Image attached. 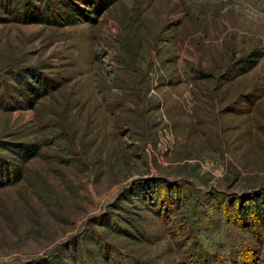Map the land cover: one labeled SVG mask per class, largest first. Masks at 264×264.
Listing matches in <instances>:
<instances>
[{"label":"rangeland","instance_id":"obj_1","mask_svg":"<svg viewBox=\"0 0 264 264\" xmlns=\"http://www.w3.org/2000/svg\"><path fill=\"white\" fill-rule=\"evenodd\" d=\"M73 1L0 0V264H264V0Z\"/></svg>","mask_w":264,"mask_h":264},{"label":"trees","instance_id":"obj_2","mask_svg":"<svg viewBox=\"0 0 264 264\" xmlns=\"http://www.w3.org/2000/svg\"><path fill=\"white\" fill-rule=\"evenodd\" d=\"M86 3L87 4L85 5L91 8V12L97 14L100 12V10L103 9L104 6L108 5V0L105 1L87 0ZM55 6L58 11L56 10L51 11L52 13L49 14L50 19L46 17V19L42 21H46L54 25L69 26V25H74L79 18L85 21H90L91 19H93L89 16L90 15L89 10L86 11L85 9L84 11L83 10L84 7L82 8L80 5H78V3H75L73 0H58V2L55 3ZM252 56L253 58H251V60H247V59L240 60L239 62L241 64L239 70L240 74H243L249 71L250 69H252L257 64V61L261 55L257 52H254ZM43 87L44 85L42 84V88ZM34 90L36 92L38 91V89H34ZM41 96L39 95L37 96V98H40ZM1 147L5 151H10L15 153V156L19 159L21 164H25L27 161H29L31 158H33L36 155L35 147L33 145H28L25 143L17 144L13 142H6V143H2ZM19 168L21 167L9 165L8 162L5 163V160H2V158H0V187H4L18 182L21 179V171ZM101 248L103 250L105 257V255H107L106 245L102 244ZM72 249L74 252L75 247ZM70 258L73 264H97L94 261L91 251L89 249L83 250L81 247H79V250H77L76 253L74 252L73 255L70 256ZM200 261L199 264H206V258L204 259L202 258ZM51 263L50 261H48V264ZM112 264H120V263L114 261ZM136 264H143V263L137 262Z\"/></svg>","mask_w":264,"mask_h":264}]
</instances>
